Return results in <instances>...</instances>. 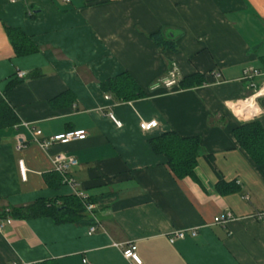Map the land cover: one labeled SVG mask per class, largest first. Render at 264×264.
Returning <instances> with one entry per match:
<instances>
[{
	"label": "crops",
	"instance_id": "1",
	"mask_svg": "<svg viewBox=\"0 0 264 264\" xmlns=\"http://www.w3.org/2000/svg\"><path fill=\"white\" fill-rule=\"evenodd\" d=\"M10 28L36 49L16 53ZM158 31L177 50L158 47L150 37ZM262 56L264 0H0V94L17 118L0 130V264H136L118 246L130 241L140 264H264L256 216L264 212V164L233 132L255 119L264 127V77L256 90L243 78L245 67L261 69ZM173 64L178 83L167 86ZM124 71L146 96L121 101L102 89ZM195 73L202 84L180 86ZM153 119L154 128L140 127ZM30 127L43 136L88 135L46 150ZM168 131L200 138L194 177H176L153 150L149 140ZM20 141L26 147L17 149ZM58 153L77 159L70 176L94 205H84L91 222L1 216L10 206L74 195L54 170ZM226 210L236 218L214 223ZM181 229L196 234L171 242Z\"/></svg>",
	"mask_w": 264,
	"mask_h": 264
},
{
	"label": "trees",
	"instance_id": "2",
	"mask_svg": "<svg viewBox=\"0 0 264 264\" xmlns=\"http://www.w3.org/2000/svg\"><path fill=\"white\" fill-rule=\"evenodd\" d=\"M9 35L16 49V53L25 54L36 49L30 38L19 28H10ZM154 43L168 50H177V44L170 38H165L160 31L151 33ZM264 71V56L261 57ZM260 69V68H259ZM204 78L199 73L191 74L180 80L183 88L202 84ZM15 82L7 87L11 90ZM105 92H112L121 101H129L146 96L136 79L127 71L121 72L108 80L101 82ZM17 120L5 98L0 94V130L13 124ZM234 136L240 146L246 150L257 164H264V127L260 120L255 119L236 126ZM1 142V135H0ZM153 150L167 157V164L178 178L194 177V168L200 155L201 142L198 136H180L175 131L164 132L149 140ZM1 216L17 219L50 217L56 223L76 222L89 223L85 213L83 201L76 195H63L56 198H39L33 202L20 206H10L2 211ZM39 264H58L56 260H46Z\"/></svg>",
	"mask_w": 264,
	"mask_h": 264
},
{
	"label": "built area",
	"instance_id": "3",
	"mask_svg": "<svg viewBox=\"0 0 264 264\" xmlns=\"http://www.w3.org/2000/svg\"><path fill=\"white\" fill-rule=\"evenodd\" d=\"M25 75L24 71H17V77L18 78H23ZM180 72L178 70V67L173 64V69L169 71L168 76L164 79V84L167 86H172L176 83H178ZM260 77H264V71L253 67V66H248L243 69V78L247 80V86L251 89L256 90L258 85H257V80ZM106 99H111L110 95H105ZM110 117L117 123L120 124V122L114 117L112 113H110ZM157 125V121L155 119L153 120H143L140 122V127L143 130H150L154 128ZM30 130L32 131L33 138L34 140L44 149H49L54 143L61 142V143H66L71 140L75 139H84L88 133L85 129H73V130H67L59 133H55L50 136H43L42 130L38 129L36 127H30ZM26 147V143L23 141L18 142L17 144V149H22ZM53 166L54 170L57 171L61 177L62 181L64 183L70 184L71 186L74 187V195L79 197L87 210H91L93 208V204L88 201L87 195L84 193L83 189L78 186L76 181L70 176V170L73 165L77 164V159L72 156V155H67L64 153H58L53 157ZM22 166V163H21ZM21 171L24 174V169L21 167ZM244 198H248V195H244ZM256 216L264 221V212L257 213ZM236 216L234 213L230 210H226L222 212L221 214L217 215L214 217V223L224 225L226 226L231 220H234ZM96 225H92L88 233L94 232L96 230ZM194 236L196 234V229H190L189 231L181 229V230H175L173 233L170 235V241L175 242L178 239H182L186 237L187 235ZM123 250V254L126 258L132 260L136 264L141 263V258L138 255L137 252V245L135 242L130 241L127 242L126 244H118Z\"/></svg>",
	"mask_w": 264,
	"mask_h": 264
}]
</instances>
